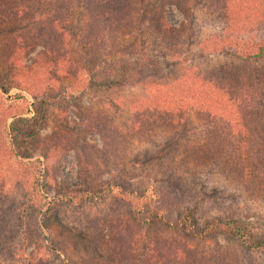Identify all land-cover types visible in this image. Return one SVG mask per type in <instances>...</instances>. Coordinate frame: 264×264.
I'll return each instance as SVG.
<instances>
[{"label": "rangeland", "instance_id": "obj_1", "mask_svg": "<svg viewBox=\"0 0 264 264\" xmlns=\"http://www.w3.org/2000/svg\"><path fill=\"white\" fill-rule=\"evenodd\" d=\"M44 1L46 3V0L4 2L8 7L5 12L7 16L11 14V18H0V75L10 70L12 61L9 57L14 51L17 60L20 58L22 64L30 65L43 50L40 42L33 46V40L27 36V32L44 30L42 21L34 23L32 20L34 10ZM52 1L57 0L48 2ZM143 2L146 15L143 23L137 21L134 30L126 32L127 36H124V32L116 40L112 36L113 40H107L108 47L118 39L132 43L137 40V34L142 36L140 41H143L146 18L157 9L159 0ZM0 3L3 5V0ZM60 6L63 7V3ZM57 9L51 15L48 9L46 15L49 16L44 17V22L50 16L62 19L63 10ZM167 9V19L171 24L179 25L183 20L182 13L174 6ZM18 10L23 11L22 17L17 16ZM219 13L208 6L200 8L196 25L190 33L204 44L209 43L208 40L235 43L242 39L247 43V40L254 41L264 34V28L259 31L256 22L244 26L243 23L230 21ZM67 20L61 23L62 32L59 34H63L68 55L77 61L76 69L79 70L80 66V70L75 69V72L81 77V81L68 75L62 82H53L54 86L63 87L86 81L89 74L87 62L98 59L99 54L105 55L106 52L96 38V31L101 24L89 18L82 0H73L72 15ZM19 34H24V39ZM52 36V45L57 49V35ZM24 40L30 43V48L18 51L15 47ZM194 49L196 48L191 50ZM190 53L188 57L192 61L185 63L183 67L211 68V61L192 57L194 52ZM96 77L104 81L107 74L97 69ZM144 84L139 82L125 87L112 83L99 85L89 91L83 100L47 106L46 119L39 136L42 147L35 151V158L39 157L44 162L45 181L48 179L42 193L47 196L48 201L57 203L53 207H47L46 213L44 211V214L28 220L31 237L23 248V253L20 242L10 240L11 234H8L9 230L14 235L22 232L18 209L25 201L26 191L17 177L19 158L10 155L3 160L0 165V174L5 178L0 186V264H16L21 259L27 264H264L263 251H253L234 237L221 232L212 233L206 228L207 221L215 214L235 212L249 221V227L253 230L262 231L264 193L260 196L245 191L237 184L233 171L224 172L213 164H208L209 149L216 143L209 134L210 131L198 124L196 116L186 119L182 126L162 123L153 125L150 121L151 124L146 122L143 127L142 123L138 124L141 130L132 128L138 114L133 100L146 93ZM15 93L25 96L22 108L19 106L21 109H26L34 102L30 93L18 88H13L8 95ZM30 108L32 111V107ZM93 111L110 125L103 127L105 138L100 132L89 130L87 124L81 122L82 116ZM11 120L9 118L8 121ZM119 129L124 132L118 131ZM84 134L87 136L86 140L99 149L106 146V139L115 145L119 159L117 164L107 167L97 157L83 155L87 147H76L72 139ZM56 139L70 141L64 166L55 156H42V153L49 151L48 143ZM215 140L217 142L216 138ZM124 144L126 146L123 151ZM92 145L89 148L97 149ZM87 158L93 159L91 174L98 184H108L114 179L121 188L139 187L143 183H156L166 187L167 198L162 197L160 206L165 217L151 224L138 222L132 216L128 201L120 198L119 203L115 202L112 195L88 202L73 200L71 196L84 187L81 185V163ZM177 177H180L176 182L178 185L172 183ZM186 209L192 212L196 233H188L183 226L176 224L179 214Z\"/></svg>", "mask_w": 264, "mask_h": 264}, {"label": "trees", "instance_id": "obj_2", "mask_svg": "<svg viewBox=\"0 0 264 264\" xmlns=\"http://www.w3.org/2000/svg\"><path fill=\"white\" fill-rule=\"evenodd\" d=\"M5 1L11 0H3V5L0 3V18H11V14L7 16L5 12L8 10ZM48 1L36 7L32 16L34 23L42 21L44 30L27 32V36L33 40V46L40 42L43 50L30 65L22 64L20 58L17 60L14 51L9 57L12 61L10 70L0 75V165L10 155L17 156V177L26 191L25 201L18 209L22 222L21 235H14L12 230L7 231L11 234L10 240L20 242L22 253L31 237L28 220L44 214L47 207L57 203L48 201L42 193L48 179L45 181L44 162L39 157L35 158V151L42 147L39 136L46 119V108L50 104L83 100L89 91L99 85L112 83L125 87L145 83L143 89L146 93L133 100L138 114L131 126L136 131L141 130V123V127L146 122L182 126L186 119L196 116L198 124L210 131L216 143L209 149L208 164L224 172L233 171L237 184L245 191L260 196L264 193V34L254 41L247 40V43L242 39L235 43L208 40L209 43L204 44L190 33L196 25L198 11L207 6L230 21H239L244 26L256 22L257 29L261 31L264 28V0H159L157 9L146 18L143 41H140L142 36L137 34V40L132 43L118 39L110 47L106 43L107 40H113L112 36L116 40L118 36H123L122 32L134 30L137 21L143 23L146 16L143 0H82L89 18L101 24L96 31V38L106 52L105 55L99 54L98 59L87 62L89 74H86V81L63 87L54 86L53 82H62L68 75L81 81L75 72L77 61L68 55L63 34H59L62 32L61 23L67 22L72 15L73 0ZM60 3H63V7ZM169 6L176 7L182 13L183 20L179 25H173L167 19ZM57 8L63 10L62 19L50 16L44 22V17L49 16L46 15L48 9L51 15ZM16 14L22 17L23 11L18 10ZM53 34L57 35V49L52 45ZM19 35L24 39V34ZM30 46L24 40L15 48L18 51L28 50ZM193 47L196 49L191 50ZM191 51L194 52L192 57L211 61V68L183 67L192 61L188 57ZM97 69L107 74L104 81L96 77ZM13 88L27 91L33 96L34 102L26 109H21L25 96L21 93L8 95ZM95 113L93 111L82 116L81 122L105 138L103 127L110 125ZM29 114L31 116H27ZM9 118H12L10 122ZM122 129L118 131L124 132ZM86 137L85 134L76 135L72 139L76 147H87L83 155H93L107 167L117 164L119 159L115 145L106 139V146L99 149L90 144ZM69 144L68 140L56 139L48 143L49 151L42 153V156H55L64 166ZM91 145L97 149L89 148ZM92 160L87 158L81 163V185L84 187L71 196L73 200L88 202L112 195L115 202L119 203L120 198L128 201L132 216L138 222L151 224L165 217L160 206L162 197L167 198L166 187L143 183L139 187L121 188L114 179L108 184H98L91 174ZM4 179L0 174V186ZM179 180L180 177H177L172 183L178 185L176 182ZM189 209L179 214L176 224L183 226L188 233H196V223ZM249 223L232 212L215 214L207 221L206 228L212 233L221 232L234 237L253 251L264 252V229L255 231L249 227ZM16 264L27 263L21 259Z\"/></svg>", "mask_w": 264, "mask_h": 264}]
</instances>
